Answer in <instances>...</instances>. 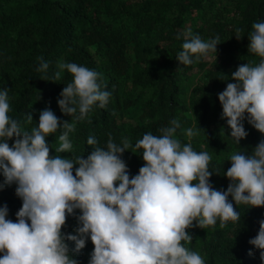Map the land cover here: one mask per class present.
<instances>
[{"label": "trees", "instance_id": "trees-1", "mask_svg": "<svg viewBox=\"0 0 264 264\" xmlns=\"http://www.w3.org/2000/svg\"><path fill=\"white\" fill-rule=\"evenodd\" d=\"M256 22H264V0H0V89H9L8 115L27 131L38 125L45 108L61 121L72 119L74 149L61 153L63 158H86L91 147L106 148L109 134L118 145L126 137L133 147L122 159L130 176L137 175L144 163L142 152L134 151L135 144L146 133L161 135L159 129L176 119L181 125L176 138L182 145L191 143L197 152L209 153L208 169L213 173L209 182L214 189L226 191L230 181L224 173L231 166L230 156L251 155L264 140L245 119L248 136L238 145L221 119L218 99L227 83L235 82L232 73L242 63L260 62V57L248 52ZM195 35L203 40L219 36L216 59L215 53H209L192 65H179L177 54L185 39ZM40 57L49 65L45 72L37 71ZM58 62L99 73L101 90L111 94L107 106L101 109L97 102L82 121L64 115L57 101L73 77L64 70L57 79ZM189 128L198 134L186 136ZM62 132L59 129L47 138L53 156ZM89 137H95L98 145L89 146ZM3 179L0 174V184ZM15 188L0 190V206L7 205L13 221L22 206ZM237 211L240 220L229 221L224 228L219 220L203 229L194 222L187 230L192 240L184 242L185 247L201 255L205 264H262L259 250L249 241L264 220V207L241 204ZM76 228L77 220L69 216L62 231L76 235ZM67 243L75 248L73 242ZM93 248L88 239L73 258L78 264H89Z\"/></svg>", "mask_w": 264, "mask_h": 264}, {"label": "clouds", "instance_id": "clouds-1", "mask_svg": "<svg viewBox=\"0 0 264 264\" xmlns=\"http://www.w3.org/2000/svg\"><path fill=\"white\" fill-rule=\"evenodd\" d=\"M252 28L248 52L260 57V62L254 66L242 63L232 73L235 82L227 83L218 94L221 119L226 120L230 137L238 145L248 136L245 119L264 135V22ZM240 31L236 30L238 40ZM220 43L219 36L208 40L192 36L185 39L176 60L189 66L209 53H215L216 59ZM38 59L37 71L45 72L48 63ZM57 67V79L64 70L73 77L57 101L64 115L82 121L97 102L101 109L107 106L111 94L101 90L99 73L76 63L58 62ZM9 111V89L3 88L0 174L4 179L0 190L16 185L22 206L15 221L8 218L7 205L0 206V264H78L74 253L84 249L88 239L94 246L89 264H205L201 255L185 247L184 242L192 240L187 230L194 222L203 229L219 220L224 228L229 221L240 220L237 205L264 207V140L251 155L230 156L231 166L224 173L230 183L222 191L209 182L213 174L208 169L209 153L197 152L191 143L182 145L176 138L181 127L176 119L159 129L161 135L146 133L135 144L134 151L142 152L144 163L137 175L130 176L122 159L133 147L128 138L118 145L109 134L105 148L95 146L98 141L89 137L87 144L95 147L86 158H63L61 153L74 149L70 133L76 124L72 119L61 121L45 108L38 125L27 131ZM27 120H33L31 113ZM59 129L63 132L53 156L47 138ZM197 134L191 128L185 130L188 137ZM9 141H13L11 146ZM69 216L77 220L76 235L62 231ZM67 241L75 248L70 249ZM249 243L259 250L264 264V220Z\"/></svg>", "mask_w": 264, "mask_h": 264}, {"label": "rangeland", "instance_id": "rangeland-1", "mask_svg": "<svg viewBox=\"0 0 264 264\" xmlns=\"http://www.w3.org/2000/svg\"><path fill=\"white\" fill-rule=\"evenodd\" d=\"M92 50H93V48H92Z\"/></svg>", "mask_w": 264, "mask_h": 264}]
</instances>
